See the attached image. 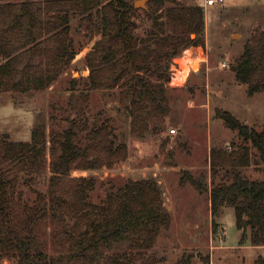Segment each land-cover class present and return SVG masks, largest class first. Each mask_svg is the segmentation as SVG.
<instances>
[{"label": "trees", "instance_id": "16d2710c", "mask_svg": "<svg viewBox=\"0 0 264 264\" xmlns=\"http://www.w3.org/2000/svg\"><path fill=\"white\" fill-rule=\"evenodd\" d=\"M151 2L148 17L170 34L151 39L154 46L141 40L138 47L131 0H0V56L6 59L0 64V92L28 91L56 81L69 59L72 17H85L95 9L101 27L89 22L87 28L91 34L95 28L100 39L85 55L87 86L120 88L111 94L129 111L130 134L144 136L148 119L168 112L165 90L158 83L168 76L154 71L160 60L176 56L179 45L186 48L201 40H191L190 33L203 38L201 7L174 4L163 12L165 0ZM162 43L174 50H153ZM234 71L248 95L264 90V31L247 41ZM78 83L71 80L68 106L73 116L66 129L52 130L46 139L44 125L38 123L29 142H13L0 134V264L4 259L16 264H155L153 255H145L166 222L157 184L129 180L93 202L96 177L72 176L74 170L115 168L129 155L126 134L117 132L112 120L91 119L89 90H79ZM216 114L250 147L238 146L229 153L211 149V218L232 206L240 244L249 236L251 245H264V179L250 180L238 170L251 164L254 148L252 160L264 172V125L257 131L228 111ZM223 167H229L230 180L215 183ZM187 180L200 192L208 190L205 177L193 178L184 171L180 182ZM58 242L61 251H51ZM257 264H264V258Z\"/></svg>", "mask_w": 264, "mask_h": 264}, {"label": "rangeland", "instance_id": "374dc122", "mask_svg": "<svg viewBox=\"0 0 264 264\" xmlns=\"http://www.w3.org/2000/svg\"><path fill=\"white\" fill-rule=\"evenodd\" d=\"M174 4L202 8L203 38L190 33L191 40L197 37L201 40L189 42L186 48L179 45L175 48L179 51L176 56L160 60L154 71L161 70L168 76L167 80L162 76L158 81L166 93L168 112L163 116L152 115L144 136L130 134L129 111L111 94L120 88L97 90L87 86L90 70L85 55L100 39L95 28L93 34L87 28L89 22L100 24L95 9L85 17H72L69 59L61 66L56 81L46 87L31 86L34 88L28 91L0 92V134L13 142H29L38 123L44 125L46 139L52 130L66 129L68 118L73 116L68 106L71 80L78 79L79 90H89L91 119L112 120L117 132L126 134L129 155L115 168L74 170L72 176L96 177V189L91 194L93 202L105 197L108 189L129 180H151L157 184L166 222L159 226L160 232L145 257L153 255L155 264H257L259 257L264 258V245L254 247L249 236L240 244L241 232L235 226L232 206H224L212 219L209 190L211 149L229 153L248 144L237 131L225 125L216 111H228L240 123L257 131L264 125V90L248 95L247 85L236 80L234 71L247 41L256 32L264 31V0H223L211 6H205V0H165L161 6L163 12ZM145 5V8L134 7L130 14L136 26L132 34L139 41L138 47L141 40L154 46L151 39L170 34L168 29L157 28L148 17L146 11L154 8L153 2L149 0ZM162 44L153 50L163 53L171 49ZM156 54L159 55L158 52L153 55ZM5 61L0 56V64ZM151 77L157 79L155 74ZM50 145L48 142L47 146ZM250 154L251 164L238 170L250 180H263V165L252 160L256 150L251 148ZM49 159L46 156L47 165ZM227 169L218 170L215 183L230 180ZM184 171L193 178L205 177L208 190L200 192L188 180L181 183ZM219 246L235 248H216ZM58 247L59 242L52 245L51 251H61ZM2 264H16V261L4 259Z\"/></svg>", "mask_w": 264, "mask_h": 264}, {"label": "built area", "instance_id": "2783aa9c", "mask_svg": "<svg viewBox=\"0 0 264 264\" xmlns=\"http://www.w3.org/2000/svg\"><path fill=\"white\" fill-rule=\"evenodd\" d=\"M223 0H205V6H211V5H214L216 3H220L222 2ZM222 66H225V64L223 63ZM175 77H173L174 79ZM181 78V77H180ZM171 132H174V130H172Z\"/></svg>", "mask_w": 264, "mask_h": 264}, {"label": "water", "instance_id": "95a60500", "mask_svg": "<svg viewBox=\"0 0 264 264\" xmlns=\"http://www.w3.org/2000/svg\"><path fill=\"white\" fill-rule=\"evenodd\" d=\"M148 0H137V1H135L134 2V7H136V8H138V7H143V8H145L146 7V2H147Z\"/></svg>", "mask_w": 264, "mask_h": 264}, {"label": "crops", "instance_id": "0c3cea01", "mask_svg": "<svg viewBox=\"0 0 264 264\" xmlns=\"http://www.w3.org/2000/svg\"><path fill=\"white\" fill-rule=\"evenodd\" d=\"M233 247L235 248V246H224V247H222V246L220 247V246H219V247H216V248H219V249H220V248H222V249H232ZM241 247H243V246H241ZM252 247H253V246H252ZM254 247H255V246H254Z\"/></svg>", "mask_w": 264, "mask_h": 264}]
</instances>
